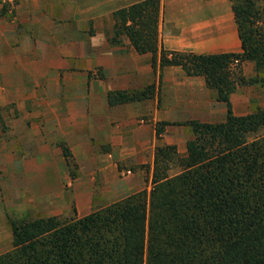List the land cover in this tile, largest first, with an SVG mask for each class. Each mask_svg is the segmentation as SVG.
<instances>
[{"label":"crops","instance_id":"1","mask_svg":"<svg viewBox=\"0 0 264 264\" xmlns=\"http://www.w3.org/2000/svg\"><path fill=\"white\" fill-rule=\"evenodd\" d=\"M138 1L27 0V57L22 41L21 49L0 62V88L6 89L0 92V107L12 105L10 111L0 110V254L12 248L6 208L21 218L84 216L92 210L97 179L105 180L101 195L110 202V179L123 187L112 201L145 187L158 143L157 120L187 119L194 106L208 111L211 104H224L219 112L220 120L225 118V103L216 100V90L203 76L169 65L160 78L151 54L136 52L124 34L120 43H109L113 11ZM39 24L45 31L41 35L33 26ZM158 37L166 49L241 51L231 0H161ZM150 84H155L150 97L113 105L107 100L109 90ZM234 92L230 101L236 114ZM62 143L78 166L73 179ZM139 165L147 169L129 170Z\"/></svg>","mask_w":264,"mask_h":264},{"label":"trees","instance_id":"2","mask_svg":"<svg viewBox=\"0 0 264 264\" xmlns=\"http://www.w3.org/2000/svg\"><path fill=\"white\" fill-rule=\"evenodd\" d=\"M18 1L0 0V16L12 17ZM231 6L241 51L221 54L164 48L158 37L161 0L113 11L111 44L124 34L136 52L151 54L160 78L169 65L203 76L225 103V118L157 121L158 140L167 125H188L191 136L183 155L175 144L155 146L149 189L80 217L7 213L12 248L0 254V264H264V108L237 115L230 101L238 86L264 83V0H231ZM247 61L256 73L250 78L242 72ZM154 91L150 84L110 90L107 98L116 104ZM63 154L69 156L65 146Z\"/></svg>","mask_w":264,"mask_h":264},{"label":"rangeland","instance_id":"3","mask_svg":"<svg viewBox=\"0 0 264 264\" xmlns=\"http://www.w3.org/2000/svg\"><path fill=\"white\" fill-rule=\"evenodd\" d=\"M27 16V0H19L18 3L15 5V12L12 17L8 16H0V62L4 61L5 58L8 56L10 57L13 55L15 52L14 50L22 47V41L25 42V47H22L23 49V54L27 57V21L25 22L23 18ZM262 22H264V14L262 17ZM36 30H38L37 34L41 35L42 33H45L42 24L39 25H33ZM25 29V33L23 30ZM25 34V35H24ZM23 37V38H22ZM26 40H25V39ZM110 43V42H109ZM254 67V62L250 61L248 64L244 66L242 69V72L247 78H250L252 76H255V71H253ZM142 89V88H141ZM6 89H1L0 92L5 94ZM124 90H135V89H124ZM110 91V90H109ZM123 91V90H120ZM155 92V91H154ZM108 93V92H107ZM233 99H234V107L236 110V114H248L253 112L256 107H262L264 108V83L262 81L247 84V85H242L238 86V88L235 90L233 94ZM108 100V98H107ZM135 101V100H131ZM128 102V101H125ZM123 103V102H121ZM110 104V103H109ZM119 104V103H116ZM233 104V103H232ZM113 105V104H111ZM211 104L209 105L208 111H204V109L200 108V106L196 105L192 108V110L187 113L190 118L187 119H182V120H173V121H186L190 119H197L202 122H216L219 121L220 118L223 116H220L219 109L224 106V104ZM164 104L159 103L158 107L161 109H164ZM171 106V105H170ZM225 107V106H224ZM2 111H10L12 108V105H7L5 107H0ZM165 110V109H164ZM214 113V115L211 116V114ZM160 120H166V119H160ZM157 120V121H160ZM213 120V121H212ZM167 121H172V120H167ZM191 136V129L188 125H167L164 128V131L162 132V137L160 140L157 138V144H175L177 147V151L180 155H183L186 152V141L189 139ZM156 144V145H157ZM62 149L63 146H65L68 150L69 156L65 157L66 163H67V175L69 178L73 179L76 174H77V163L75 162V159L73 158L69 148L65 144H61ZM107 148L106 145H101V149L105 150ZM140 169H147V165H139L136 167H132L129 170L131 172H134L136 170ZM126 173H129L130 171L127 170V168H123ZM175 169H171L170 172H174ZM152 176V175H151ZM105 180L102 179L99 181V179L96 180L95 182V188H94V195H93V202H92V210L98 209L103 207L104 205L113 202L112 200L117 196V194L123 193V187L122 184H118L114 182L112 179H110L107 182V186L113 190V194L109 196L111 202L106 201L107 198H103L101 195V188H103ZM150 179L146 181L145 187L148 189L150 188ZM1 187V186H0ZM64 188L65 190L71 189V185L68 183V179H65L64 181ZM8 194V195H7ZM6 196L11 197V193L7 192ZM13 196H15L13 194ZM68 197V196H67ZM14 199L15 202V198ZM11 199V201H12ZM65 202L68 205H71V210L74 208V203L73 201L70 202L68 198H65ZM7 203V202H5ZM13 203V202H11ZM42 205V204H41ZM38 208H41L40 205H37ZM7 213H9L11 216H14V212L12 211L11 208H6ZM91 210V211H92ZM90 211V212H91Z\"/></svg>","mask_w":264,"mask_h":264}]
</instances>
